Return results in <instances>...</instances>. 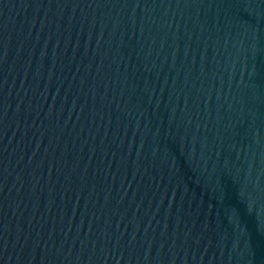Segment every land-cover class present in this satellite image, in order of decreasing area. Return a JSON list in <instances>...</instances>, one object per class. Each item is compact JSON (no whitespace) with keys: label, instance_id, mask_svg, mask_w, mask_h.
<instances>
[{"label":"water","instance_id":"95a60500","mask_svg":"<svg viewBox=\"0 0 264 264\" xmlns=\"http://www.w3.org/2000/svg\"><path fill=\"white\" fill-rule=\"evenodd\" d=\"M0 264H264V0H0Z\"/></svg>","mask_w":264,"mask_h":264}]
</instances>
